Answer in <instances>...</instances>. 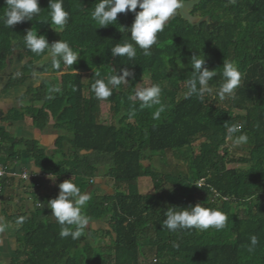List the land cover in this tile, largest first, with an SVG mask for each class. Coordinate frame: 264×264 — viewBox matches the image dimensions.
<instances>
[{"label": "trees", "instance_id": "16d2710c", "mask_svg": "<svg viewBox=\"0 0 264 264\" xmlns=\"http://www.w3.org/2000/svg\"><path fill=\"white\" fill-rule=\"evenodd\" d=\"M97 2L64 0L69 20L56 32L49 0H39L42 10L32 21L11 28L3 26L6 4L0 0V70L17 60L30 61L9 78L5 92L26 84L35 64L41 75L54 69L53 61L46 60L47 52L37 55L25 46L23 37L30 29L44 35L50 45L62 39L77 53L96 50L111 56V75L122 74L125 68L132 73L126 85L113 87L112 95L100 100L92 85L97 79L107 82L111 75L94 73L84 82L76 63L62 64L59 77L45 78L22 97L32 104L42 103L41 108L10 111V120L29 116L37 129L51 126L59 136L55 151L48 154L35 139L0 130V164L7 167L19 161L25 150L37 169L56 182L54 192L37 198L39 206L17 217L24 218L18 234L20 248L9 264H264V0H203L190 11L211 18L200 26H191L177 11L158 33L151 55L145 56L137 47L133 60L113 57L111 48L125 41L134 44L127 28L135 14L119 13L114 25L100 27L91 18ZM194 55L205 56L204 66L218 73L202 98L186 96ZM224 61L241 72L235 99L221 100L218 95ZM146 73L150 86L161 87V104L141 109L135 89ZM104 102L110 105L109 124L103 119ZM160 107L164 111L153 119ZM234 124H242L241 132L248 137L239 148L241 154L227 138V129ZM197 142L190 175L170 165L168 154L193 149ZM155 162L163 168L157 169ZM106 178L113 181V194H92L94 181ZM141 178L151 179L153 193L139 192ZM69 179L91 196L83 209L89 225L75 240L59 235L60 225L47 207L58 196L59 184ZM201 180L203 185L197 187ZM239 202L247 208L240 209ZM196 204L225 213L226 227L175 232L162 227L168 207ZM95 222L106 228L94 230ZM253 235L258 243L249 251Z\"/></svg>", "mask_w": 264, "mask_h": 264}, {"label": "clouds", "instance_id": "9594fccd", "mask_svg": "<svg viewBox=\"0 0 264 264\" xmlns=\"http://www.w3.org/2000/svg\"><path fill=\"white\" fill-rule=\"evenodd\" d=\"M184 3L185 0H98L94 10L91 11V18L100 27H107L117 22L119 13L133 12L135 14L134 21L127 29H129L130 39L134 44L125 41L122 44L117 43L111 48L113 57H126L128 60H133L137 55V47L143 50L145 56L151 55L150 49L157 43L158 33L164 31L168 21L177 14L179 9L183 8ZM5 4L3 14L5 28H11L25 21H32L33 17L38 16L42 10L39 0H5ZM137 8L140 10L137 11ZM48 9L52 28L56 32L58 29H64L69 20V12L64 8V0H49ZM23 39L25 46L32 53L39 55L47 52L53 58V66L57 69L60 68L61 61L67 66H72L78 61L79 54L73 51L67 41L60 39L50 45L44 35H37L35 29L28 30ZM205 63V56H192L190 66L193 69V78L188 81L186 96L196 95L202 98L205 92L210 91L209 81L218 73L216 69L209 70L205 67ZM121 73L111 75L107 82L97 79L92 85L95 96L100 100H106L112 95L113 87H119L127 81L126 77L132 75L126 68ZM221 75L223 82L218 93L220 99H235V91L241 83V72L234 63L224 61ZM55 91L59 92L60 89L57 88ZM161 91L158 84L138 90L136 98L141 101V109L160 105ZM163 111V107H160L153 114V119H158ZM242 128V124H234L227 129V138L234 147L244 145L248 141L247 135L241 132ZM236 133L241 134L235 135ZM166 187L170 191L172 190L171 184ZM59 189L58 196L48 201L47 207L52 210L51 215L60 225L59 235L62 238L71 236L73 240L79 239L89 225V218L83 214V209L90 201L91 196L82 192L81 188L72 182V179L60 183ZM164 215L166 218L162 222V227L173 232L193 228L201 231L209 228L220 230L226 227L228 220L227 215L222 211L200 204L189 205L187 208L170 206ZM23 219H18L16 224H22ZM7 227L6 223L0 222V232H3ZM250 241L249 251H252L258 243L257 237L251 236Z\"/></svg>", "mask_w": 264, "mask_h": 264}, {"label": "crops", "instance_id": "0c3cea01", "mask_svg": "<svg viewBox=\"0 0 264 264\" xmlns=\"http://www.w3.org/2000/svg\"><path fill=\"white\" fill-rule=\"evenodd\" d=\"M24 64L17 60L14 64H9L6 68L0 70V130L7 131L17 138L35 139L48 154H53L59 134L51 126L41 131L36 128L33 119L29 116L20 121H12L8 118L10 111L13 109L33 106L34 110L37 111L42 107V103L32 104L28 99L22 98L29 88H35L41 84L36 86L33 83L39 74L37 65H34V73L26 84L15 87L8 92L4 90L11 77L9 72L15 70L17 72ZM22 151V157L19 161L13 162L7 167L0 164V167L8 172V175L0 178V183L3 184L0 188V222L8 225L3 232H0V264H9L17 256L20 248L18 234L21 225L16 224L17 217L21 213L32 211L38 204L36 200L39 196L50 194L56 190L55 180L51 176L43 175L35 166L33 159L26 154L25 150ZM23 173L40 174L41 177L37 180L33 178L26 179L21 177ZM141 179H139V182ZM95 181H98V179ZM138 189L140 192L139 183ZM98 224L100 226L102 223H92L91 227L98 230Z\"/></svg>", "mask_w": 264, "mask_h": 264}, {"label": "rangeland", "instance_id": "374dc122", "mask_svg": "<svg viewBox=\"0 0 264 264\" xmlns=\"http://www.w3.org/2000/svg\"><path fill=\"white\" fill-rule=\"evenodd\" d=\"M78 54H79V56H78V61L76 62V66L78 67L77 68L78 71L82 74L84 82H88L89 76L91 74H94V73L99 75V76H102V77H106V76H109L112 74V65H111L112 57L111 56H108L107 54H105L103 52L96 51V50L81 53V54L78 53ZM50 58H51V60H50ZM46 60H48L50 62L53 61L52 57H50V56H48L46 58ZM26 62L28 63L30 61L28 60ZM62 64H63V62L61 63L59 69H57L55 67L53 69V67H52L50 73H47L45 75L38 74V77L36 78L35 82H33V83L37 86L45 78L50 79V78H52L53 75L56 77H59L62 74V70H61ZM36 65L37 64H35V66ZM37 66H39V65H37ZM16 73H17L16 70L13 72L12 71L9 72L10 76L15 75ZM57 82H58V80H55V83H57ZM122 84L126 85V82H124ZM150 84H151V82L149 79V75L146 73V74H144L143 81L139 85L136 86L135 90L137 92L138 90H140L142 88L150 87ZM180 85L182 88H184L186 86V84H184V83H181ZM109 106L110 105L107 102H104L102 104L103 119H104V122L107 124L112 122V117L109 114ZM199 144H200V142L195 143L193 145V149L187 148V149H183L181 151H177V152H173V153L168 154V156H167L168 162L170 163V165H172V167L179 168L180 172H183L185 174L190 175V160H191L190 158L192 157L193 151H195V152L198 151ZM242 147H243L242 145L236 146L234 148V151L236 153L241 154L242 151L239 148H242ZM155 166L157 169L163 168L162 165H160V163H158V162H155ZM232 167H244V166H241V165L230 166V168H232ZM94 183L95 184L91 188L92 194H96V195H98V197L103 196V195L108 194V193L113 194L112 189H113L114 184H113L112 180H110L108 178H106L104 180L99 179L98 181H94ZM139 187H140V193L143 195L150 194V193L154 192V187H153V184H152V181L150 178H142L139 182ZM122 188H123V190H127V187L125 185ZM239 207H240V209H246L247 208L246 204H244L242 202L241 203L239 202ZM98 227H100L102 229L106 228V226L102 225V224L100 226L98 224ZM96 232L98 235L100 234L98 231H96ZM104 243H105V240L102 239V244H104Z\"/></svg>", "mask_w": 264, "mask_h": 264}, {"label": "water", "instance_id": "95a60500", "mask_svg": "<svg viewBox=\"0 0 264 264\" xmlns=\"http://www.w3.org/2000/svg\"><path fill=\"white\" fill-rule=\"evenodd\" d=\"M202 1L203 0H186L183 8L178 10L180 17L186 22H188L191 26H200V24L205 21H207V24H209L211 21L210 17L199 18L197 16H193L190 12L195 6L199 5Z\"/></svg>", "mask_w": 264, "mask_h": 264}, {"label": "built area", "instance_id": "2783aa9c", "mask_svg": "<svg viewBox=\"0 0 264 264\" xmlns=\"http://www.w3.org/2000/svg\"><path fill=\"white\" fill-rule=\"evenodd\" d=\"M5 175H8V172L6 169L0 167V178L4 177ZM21 177L23 178H33V179H39L41 177L40 174H30V173H23L21 174ZM93 182V180H91ZM204 183V180L199 181V185L202 186ZM2 187V184L0 183V188ZM39 206V204H37Z\"/></svg>", "mask_w": 264, "mask_h": 264}]
</instances>
